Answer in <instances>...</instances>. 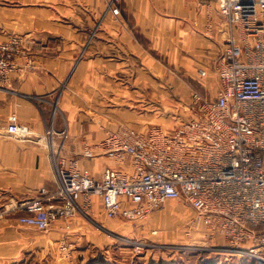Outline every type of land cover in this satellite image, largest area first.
Instances as JSON below:
<instances>
[{"label": "crops", "instance_id": "0c3cea01", "mask_svg": "<svg viewBox=\"0 0 264 264\" xmlns=\"http://www.w3.org/2000/svg\"><path fill=\"white\" fill-rule=\"evenodd\" d=\"M110 1L0 0V44L18 40L15 61L23 67L0 85V207L7 211L0 264H19L63 238L70 249L89 239L91 227L112 223L98 196L69 231L62 220L48 231L19 222L42 189L46 204L60 202V160L76 159L97 179L108 168L130 172L128 157L107 153L109 133L171 128L190 117L197 81L218 90L213 64L222 45L207 35L218 0H117L119 15ZM200 69L209 73L205 83ZM12 115L35 136L9 134Z\"/></svg>", "mask_w": 264, "mask_h": 264}, {"label": "built area", "instance_id": "2783aa9c", "mask_svg": "<svg viewBox=\"0 0 264 264\" xmlns=\"http://www.w3.org/2000/svg\"><path fill=\"white\" fill-rule=\"evenodd\" d=\"M108 7L120 14L117 0ZM217 16L207 29L222 45L213 64L216 96L194 91L188 108L192 116L171 128L154 125L140 131L123 126L109 133L107 153L128 157L130 172L108 168L97 179L76 159L60 160V202L46 204L47 191L42 189L25 204L21 224L48 231L62 220L69 231L75 216H90L97 196L109 218L133 224L168 201L180 200L195 211V228L223 236L230 246L264 259L258 255L264 248V232L258 230L264 225V0H218ZM18 51L16 39L0 44V85L23 70L15 61ZM199 73L209 76L206 69ZM7 132L18 138L35 136L16 115L10 117ZM84 155L94 156L91 151ZM6 214L0 207V220ZM68 248L63 238L60 249Z\"/></svg>", "mask_w": 264, "mask_h": 264}, {"label": "rangeland", "instance_id": "374dc122", "mask_svg": "<svg viewBox=\"0 0 264 264\" xmlns=\"http://www.w3.org/2000/svg\"><path fill=\"white\" fill-rule=\"evenodd\" d=\"M205 79L208 77L201 78L204 83ZM197 82L202 94L216 96L217 90L210 84L205 91ZM194 215L187 203L170 200L145 220L132 224L112 219L108 227H91L89 239L68 250L56 244L19 264H264L256 254L230 246L223 236H210L205 228H195L191 224ZM153 230L158 234H152ZM258 230L264 232V225ZM258 252L264 257L263 247Z\"/></svg>", "mask_w": 264, "mask_h": 264}]
</instances>
